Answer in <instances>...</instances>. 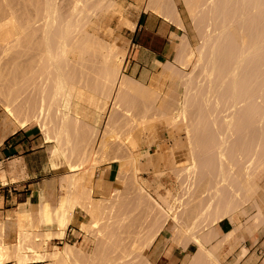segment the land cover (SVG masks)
<instances>
[{"label":"bare ground","instance_id":"1","mask_svg":"<svg viewBox=\"0 0 264 264\" xmlns=\"http://www.w3.org/2000/svg\"><path fill=\"white\" fill-rule=\"evenodd\" d=\"M181 1L198 43L186 32L177 36L175 57L157 61L153 67L161 71L146 84L124 71L130 42L120 34L124 26L135 29L128 10L137 5L0 0V124L15 132L17 126H38L45 142L54 143L51 154L63 156L69 167L59 177L64 193L57 204L41 191L33 226L48 208L55 215L50 234L61 237L79 206L88 219L76 223L103 251L97 260L71 243L41 251L43 232L22 223L10 241L3 223L0 264H154L148 250L166 228L174 245L197 246L182 264H223V245L242 243L264 227V0ZM143 3L140 8L187 30L176 0ZM153 122L187 139L189 162L181 168L173 158L168 163L181 189L177 195L169 187L168 195L158 189L168 173L161 168L162 147L152 153L143 145ZM104 160L119 164L116 179L95 183L87 172ZM142 171L154 180L140 176ZM0 179H6L1 165ZM118 193L125 202L116 200ZM121 206V214L114 211ZM137 213L147 225L136 226ZM224 220L233 227L222 233L217 224ZM26 249L38 251L26 255ZM248 251L243 246L241 258Z\"/></svg>","mask_w":264,"mask_h":264},{"label":"crops","instance_id":"2","mask_svg":"<svg viewBox=\"0 0 264 264\" xmlns=\"http://www.w3.org/2000/svg\"><path fill=\"white\" fill-rule=\"evenodd\" d=\"M124 2L126 5H137V8L132 6L133 8L128 10L130 19L137 25L134 30L126 28L122 35L130 42L128 61L131 69L135 73L149 72L154 69L157 61L172 60L179 42L177 36H182L185 32L188 34V30H183L154 9H142V0ZM184 23L187 28L185 20ZM0 165L6 176L5 181L0 179V222L6 224L7 238L14 241L22 223L25 229H33L31 218L35 216L31 213L35 212L34 206L40 202L42 190L47 193L52 203L59 202V179L53 173L49 146L44 142L42 132L36 125L18 128L16 132H8L6 136L0 135ZM98 176L103 181L115 180L117 163L112 162L109 166L101 168ZM110 186L103 184L105 189ZM81 216L79 212L74 213L72 224L67 228L64 239L72 240L81 234V229L75 226L76 219L83 221ZM217 227L220 232L225 233L232 229L233 225L229 220H224L219 222ZM171 235L170 229H164L150 248V259L154 264H182L184 258L197 249L194 243H189L187 248L174 245L168 239ZM157 241L160 242L158 248ZM243 246L249 251L241 258ZM220 252L223 264H264V233L246 237L242 243H226L220 248Z\"/></svg>","mask_w":264,"mask_h":264},{"label":"rangeland","instance_id":"3","mask_svg":"<svg viewBox=\"0 0 264 264\" xmlns=\"http://www.w3.org/2000/svg\"><path fill=\"white\" fill-rule=\"evenodd\" d=\"M143 1V0H142ZM176 2H177V4H178V7H179V10L181 11V13L183 14H181L182 15V17H183V19L185 20V22H186V24H187V30H188V34H189V38H190V41H191V43L193 44V45H196L197 43H198V40H197V37L195 36V32H194V29H193V25H192V23H191V20H190V18H189V16H188V14H187V11L185 10L186 8H185V5L183 4V2L181 1V0H176ZM185 8V9H184ZM186 18V19H185ZM117 20H115L114 21V26H116V24H117V22H116ZM126 28H128V27H126V26H124V28H123V30L121 31V36L122 35H124V33L126 32ZM124 37V36H123ZM173 60V59H172ZM154 69L153 70H151V71H149V72H144V73H135V71H133L132 69H131V66H130V62L128 61V58H127V60H126V63H125V73L127 74V75H130V76H132V77H134V78H136V79H139V80H142V81H144L146 84H150L151 82V76L154 74V73H158V72H160L161 71V66H157L156 68L155 67H153ZM159 68V69H158ZM150 76V77H149ZM0 121H1V110H0ZM153 124H155V126L153 125ZM157 122H153L152 124H150V127L152 126V128H151V131H152V137L150 138V139H148V141H146L143 145H144V147H149L150 146V151L152 152V153H154L155 152V150L156 149H160L161 147L163 148H161V152H162V155L164 156L165 155V157H163L164 159H162L161 160V168L162 169H167V171H168V173L166 174V175H163L162 177H161V180L159 181L160 182V187L158 188L159 189V192H161L162 194H164V195H168V187L169 188H172L173 190H174V194H178L180 191H181V189H180V187L178 186V183H177V177H175V175L169 170V167H171L168 163H170V164H172V160L173 159H175V160H173L174 162H176V165L177 166H179L180 168L181 167H183L184 165H186L188 162H189V155L187 154L188 153V143L186 142V138L185 137H173L172 135H171V133H170V130H169V128H168V126L167 125H165V123H161V124H158ZM8 124L7 123H1L0 124V135H3V136H6L7 134H8V132H11V128L9 127V126H7ZM2 126V127H1ZM154 127V128H153ZM2 128V129H1ZM18 128H20L19 126H17L16 127V129H18ZM23 128V127H22ZM9 129V130H8ZM162 129V130H161ZM12 131H13V129H12ZM44 140V139H43ZM154 140V141H153ZM177 140V141H176ZM174 141H175V143H174ZM44 142H45V140H44ZM183 142H184V144H183ZM48 146H49V148H50V146H52L54 143H52V142H45ZM156 143V144H155ZM167 143V144H166ZM182 144L184 145V146H186L187 147V149H185V147H182ZM160 145V146H159ZM179 147H181V149L179 148ZM169 149L171 150H173V151H169ZM180 149V150H179ZM164 152H163V151ZM50 151V150H49ZM177 151V152H176ZM186 151V152H185ZM170 152H172L173 154H174V157H173V154L172 155H169L168 156V154L170 153ZM179 152V153H178ZM85 154H87V152H85L84 153V155ZM89 154V153H88ZM95 154V156L98 154V153H93V155ZM171 154V153H170ZM83 155V153H82V156H84ZM50 156H51V159H52V165H53V169H54V174L56 175V177L60 180V176L63 174V173H65L66 171H68L69 170V167H68V164H67V160L62 156H60V155H52L51 154V152H50ZM87 156V155H86ZM86 156H84V157H86ZM98 156H99V154H98ZM186 157L188 158V159H186ZM83 158V157H82ZM173 158V159H172ZM84 160H85V162H84V164H83V166L87 169V166H88V160H86L85 158H83ZM164 160V162H162ZM169 160H171L170 162H169ZM105 161V160H104ZM145 161H146V159H144L143 160V162L145 163ZM167 161V162H166ZM107 162V163H106ZM174 162H173V164H174ZM104 163V164H103ZM112 162H109V161H105V162H102V163H100L99 165H97L96 167H94L95 169H91L90 171H88L87 173L93 178V180L95 181V183L97 182V179L99 180L100 179V177L98 176V173L97 172H99V170L101 169V168H104V167H107V166H109L110 164H111ZM117 163V162H116ZM67 164V165H66ZM172 164V165H173ZM169 165V166H168ZM82 166V169L84 168ZM118 166H119V164L117 163V170H118ZM99 169V170H98ZM93 170V171H92ZM95 171V172H94ZM92 172H94V173H92ZM170 172V173H169ZM92 173V174H91ZM144 173V174H143ZM151 174V175H150ZM140 176H143V177H148L149 179H151V181H153L154 180V178H153V173H147L146 171H142V173L140 174ZM142 181H144V179L142 178L141 179ZM153 184H155L154 186L156 187L157 186V184H156V182H154ZM176 188H178V189H176ZM64 192L63 191H61L60 190V192H59V195L61 196V194H63ZM119 194V193H118ZM122 194V193H121ZM121 194H119L120 196H117L116 197V200L119 202V200L121 201V202H119L120 204L121 203H123V202H125V200H126V195L123 193V195L124 196H122ZM94 196L95 197H97V198H101V197H103L101 194H98L97 192H94ZM119 198V199H118ZM122 198V199H121ZM125 198V199H124ZM171 202H173V204H175L176 205V207H180L181 206V204L180 203H178V201L176 200V198L175 199H171ZM177 202V203H176ZM120 207V206H119ZM122 207V206H121ZM118 208V207H117ZM114 208V211L116 212V211H118L119 209V211H118V213H120L121 214V212H123L124 211V209L126 208V207H122V209L121 208ZM117 209V210H116ZM126 210V209H125ZM48 211H50L48 208H47V210L45 211V212H43V218H42V220L40 219V218H37V219H39L38 220V225H37V223H35V225L36 226H33V229H32V231H40V232H43L44 234H45V238H42V237H40L39 239H38V241H41V242H43L42 243V247L40 248V249H38V250H41V251H53L54 249H55V246H57V247H60V248H62V247H64L65 246V244L66 243H71V244H73V245H76V246H78V247H81V248H83L84 250H86V251H88L94 258H96V260L97 259H100L101 258V255H100V253L99 252H101L100 251V249L102 248H100V245L98 244V242H97V240H96V238L93 236V235H91V234H87L86 232H84V231H82L81 230V234L80 235H78V238H75V239H72V240H69V239H67V238H65L64 239V237H65V234H66V230H67V228L69 227V225L70 224H72V223H70L69 225H68V227H66V229H64L63 230V234H62V236L61 237H57V236H55L54 235V237H52V235L50 234V232L51 231H53L54 229H55V222H54V220H52V217L53 218H55V215H54V213L52 214L51 212H49V214H47L48 213ZM47 212V213H46ZM73 212L74 213H76V212H79V213H81L82 214V216H81V220H83V221H86L87 219H88V216H87V214H85L84 212H83V210L79 207V206H76V207H74V210H73ZM31 213V212H30ZM31 214H33V215H36V209H35V212L34 213H31ZM114 214H116V213H114ZM138 214H139V216H138ZM53 215V216H52ZM143 217V220L145 219L144 218V216L143 215H141L140 213H137V214H135L134 215V219H135V222L134 223H137V225L136 226H144V225H147L148 223H146L145 221H143L142 219L140 220V218L139 217ZM139 218V219H138ZM242 218V219H241ZM34 219H35V217H34ZM137 219V220H136ZM240 219H241V221H243L244 220V218H243V215L241 214V217H240ZM146 220V219H145ZM39 221H40V223H39ZM42 221V222H41ZM52 221V223H50ZM137 221H140V222H137ZM0 224H3V223H1L0 222ZM4 225L6 226V224L4 223ZM75 225V224H74ZM131 225V224H130ZM135 225V224H134ZM75 226H78V223H76V225ZM133 226V225H132ZM22 227L24 228V225H22ZM79 227V226H78ZM36 229V230H35ZM49 232V233H48ZM52 233V232H51ZM256 233H264V227H259V229H258V231L256 232ZM130 235V234H132V233H127V235ZM50 236H51V239H50ZM49 237V238H48ZM57 237V238H56ZM54 238H56V239H58V240H53ZM45 241V242H44ZM58 241H63V243H57ZM156 241V240H155ZM155 241L151 244V246L149 247V250H150V248L152 247V245L155 243ZM157 243H159V246H160V242L159 241H157ZM212 244H213V242H212ZM211 244V245H212ZM98 245H99V247H98ZM179 246H182L183 247V245H179ZM100 248V249H98V248ZM54 248V249H53ZM184 248V247H183ZM185 248H187V247H185ZM34 250V249H26V250H24L23 252L24 253H26V255H33V254H35V251H38V250ZM102 250V249H101ZM148 250V251H149ZM103 252V251H102ZM101 252V253H102ZM149 258H150V251H149ZM151 260V259H150ZM11 261H13L14 262V264H17L14 260H10V261H7V262H4V263H2V264H6V263H8V262H11ZM32 264H34V263H39V264H50L49 263V261H46V260H44V261H41V260H39V259H34V260H32V261H30ZM52 264V263H51Z\"/></svg>","mask_w":264,"mask_h":264}]
</instances>
